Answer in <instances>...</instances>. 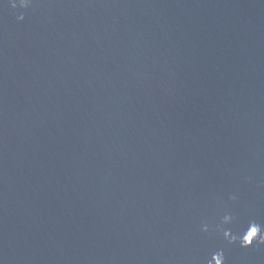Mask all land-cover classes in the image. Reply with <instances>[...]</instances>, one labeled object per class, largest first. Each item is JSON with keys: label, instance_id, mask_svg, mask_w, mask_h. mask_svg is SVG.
Returning <instances> with one entry per match:
<instances>
[{"label": "water", "instance_id": "obj_1", "mask_svg": "<svg viewBox=\"0 0 264 264\" xmlns=\"http://www.w3.org/2000/svg\"><path fill=\"white\" fill-rule=\"evenodd\" d=\"M16 3L0 264H264L211 230L264 227V0Z\"/></svg>", "mask_w": 264, "mask_h": 264}, {"label": "clouds", "instance_id": "obj_2", "mask_svg": "<svg viewBox=\"0 0 264 264\" xmlns=\"http://www.w3.org/2000/svg\"><path fill=\"white\" fill-rule=\"evenodd\" d=\"M12 8L17 7L16 0H9ZM32 0H19V6L22 8H28L31 4ZM18 20L23 21L24 16L20 15ZM231 200L235 201L237 199L236 196H231ZM235 220V217L232 214H226L223 216L220 224H217L212 231L221 232L223 234L224 239L229 244H235L239 242L242 248L252 247L254 244L259 247L264 245V227L258 224L256 221H250L247 229L243 234L233 233L231 229L225 228L224 225L231 224ZM202 231L209 232V225L205 224L202 227ZM206 264H225V254L224 250L220 249L215 252L210 259L207 260Z\"/></svg>", "mask_w": 264, "mask_h": 264}]
</instances>
